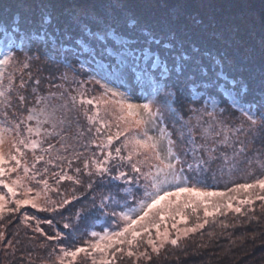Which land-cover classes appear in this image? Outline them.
Wrapping results in <instances>:
<instances>
[{"label":"trees","instance_id":"16d2710c","mask_svg":"<svg viewBox=\"0 0 264 264\" xmlns=\"http://www.w3.org/2000/svg\"><path fill=\"white\" fill-rule=\"evenodd\" d=\"M45 18L47 23H44ZM194 18L201 20V23L195 24ZM129 20L136 21L135 27H128ZM84 25L92 32L101 34L115 29L127 43H117L110 37L101 40L88 36L83 31ZM13 28H18L19 32L13 34ZM41 29L54 42L28 39ZM142 29L150 34L151 39L144 35ZM173 32L175 39H170ZM5 33L14 43V59L6 66L4 73L3 90L6 95L0 97V126L11 129L2 145L5 154H16L12 144L17 139L33 140L26 131V127H32L33 122L26 118L29 109L37 112L44 107V103H37V98H44L45 101L47 97L51 98L56 102L53 106L58 107L63 97L68 95L70 99L76 97L77 103L71 114L73 118L69 119L72 128L69 126L63 133L65 135L48 140L42 137L37 149L21 146L24 154L19 156L21 167L17 171H23V166L27 164L31 177L39 172L36 175L38 181L48 179L47 190L52 203L47 202L45 209L51 210L35 213L40 221V231L26 228L18 210L7 209L0 215V231L7 240H14L13 249L0 256V264H58L52 255L55 246L65 240L71 243L75 240L76 243L87 240V231L95 227L100 218L98 210L92 206L95 203L91 200L93 195L98 197L96 192L99 194L100 191L104 194L110 191L120 193L128 179L131 182L137 181V175L132 172L131 166L118 157L109 161L107 166L110 171L106 174H96L91 165L92 159L103 160L109 151L115 157L117 147L121 148L122 156L129 153V148H123L126 142L125 132L109 116L108 106L101 103L97 108L79 103L82 99H99L101 96L112 98L110 93L103 95L105 88L102 84L125 93L127 97L131 90L125 87L131 88V85L126 82L124 74L129 72L134 76L137 88L141 87L147 92L150 95L147 100H150L152 87L149 77L143 75L148 72L158 83L165 85V92L175 90L174 102L173 97L165 96L163 92L158 96L171 103L181 120L188 119L194 109L203 108L208 113H220L226 117L230 129L243 125L244 132L248 122L239 111L231 107L233 99L241 86L248 89V101H258L261 90L264 89V49L261 47V36L264 35V0H0V50H6L3 48L6 43ZM78 40L83 43H77ZM156 40L161 43H155ZM164 43L173 45L168 50V56H165L166 50L162 46ZM145 48L158 52L169 63L171 53H187L191 57L190 70L196 69L195 79H188L189 72L181 77H177L175 73L162 77L161 69L151 68V60H145L141 55V50ZM193 48L199 51H193ZM122 49L135 50V56H128L125 52L121 57ZM121 59L126 63L121 64ZM201 67L206 70V75L200 74ZM115 68L120 71L112 75ZM67 71L73 74L70 80L66 76ZM9 76L12 77L10 90L7 88ZM192 85L197 86L195 92L191 90ZM85 110L89 115L98 111L99 120L106 125L101 128V133L95 132V128L101 126L100 123H89ZM16 125H19L20 137L16 136ZM164 125L169 126V123ZM73 131L77 133L74 135ZM118 131L124 132V135L114 139L112 145L102 148L107 136H115ZM238 135L243 136L244 133ZM73 139L72 143L78 139L86 141L84 156L75 159L61 158L57 154L60 153L56 150L57 147H53L60 141ZM93 140L95 144L90 143ZM254 142L255 145L264 147V134L255 138ZM49 144L53 146L51 150H48ZM89 147H92L91 150ZM224 154H230L229 149H221L218 159L212 161L206 171H201L202 179L208 186L211 184L212 188L216 187L214 181H219L216 178L225 174L227 176L221 186H230H227L230 174L225 172L223 165ZM37 156H43L44 159L37 162ZM198 156V159H203L202 154L199 153ZM259 156L258 163L264 164V153ZM85 160L89 161L87 170L84 168ZM33 163L36 164L35 169H32ZM5 166L14 167L15 161L9 160ZM239 166L241 164L237 167ZM255 167L256 165L247 175L249 180L241 182L248 184L264 179V166ZM45 168L47 172L44 171ZM77 168L80 169L79 172H76ZM58 171L73 176L80 183L65 179L57 184L58 177L50 178ZM88 171L92 174H87ZM118 172L127 175L118 180L113 179ZM89 184L92 185L90 189ZM64 200L69 203L60 207ZM137 214L139 213H135ZM189 217L192 216L189 214ZM208 221L205 228L194 236L179 241L175 246L167 245L156 255H150L146 261L133 260L126 254V248L125 251L116 252L110 261L112 264H264L262 201L253 203L249 210L221 213ZM65 224L69 227L65 228ZM50 236L54 239H49ZM60 236L62 238L57 239Z\"/></svg>","mask_w":264,"mask_h":264},{"label":"snow or ice","instance_id":"6c2138e0","mask_svg":"<svg viewBox=\"0 0 264 264\" xmlns=\"http://www.w3.org/2000/svg\"><path fill=\"white\" fill-rule=\"evenodd\" d=\"M48 20L45 18L44 23H47ZM193 22L195 24H200L201 20L194 18ZM136 25L135 20H129L128 27L133 28ZM83 31L86 35L95 37L96 39H105L107 37L113 38L117 41V43L126 44L127 41L124 40L120 35L115 31V29H109L106 33H99V32H92L91 29L87 26H83ZM144 35L151 39L150 34L143 30ZM13 34L19 32L18 28L12 29ZM6 36V43L3 45V48L6 50H0V97H5L6 92L3 85L4 80V73L6 66H8L14 59L13 57V51L12 48L14 46L13 41L10 37L7 36V33H5ZM31 41H44V40H53L52 37H50L46 32L41 29L39 33H33L30 37H28ZM170 39H175V33L173 32L170 36ZM54 42V40H53ZM77 43H83V41H77ZM155 43L160 44L161 42L159 40H156ZM163 48L165 51V56L169 55L170 49H172L173 45L171 43H164ZM261 47L264 49V35L261 36ZM193 51H199V49L193 48ZM127 52L128 56H135V50L127 51L126 49H122L120 55L121 57L123 54ZM141 55L144 57L145 60H151V68L161 69V76L162 77H169L173 73L177 77L183 76L186 72H189L188 79H195L196 69L192 68L190 70L189 61L191 60V57L187 55L185 52L180 53H171V62L167 59H163L161 55L158 52H152L149 48H145L141 50ZM121 64H125L126 62L121 59ZM27 67V65H25ZM103 67V66H102ZM120 71L119 68H115L112 70V75H116ZM199 72L201 75H206L207 72L204 68H199ZM143 75H146L149 77V84L152 87V94L153 99H155L156 96L160 95L162 92L165 96L173 97L176 95V92L174 89H169L168 91H164L165 85L158 83L151 75H149L148 72L143 73ZM66 78V77H65ZM9 84L7 85V88L10 90L12 87L11 80L12 77L9 76ZM97 83H100V81H97ZM233 84H235V81H233ZM102 87L105 88V93L103 95L111 94L112 99L111 100H100L97 98L92 99H82L79 101L82 105H93L94 107H97L103 103L105 105L107 104H114L117 106V111L120 113L118 119L122 122L129 123L127 120L128 117L134 118V124L137 127L140 126H146L150 122L155 123V118L160 115L159 111H153L152 104L153 100H148L147 102L140 103V104H133L131 102H128L127 97L125 96V93L118 91L115 88H110L106 84H102ZM21 87H23V84H21ZM197 89L196 85L191 86V90L195 92ZM248 94V89L246 86H241L239 90L236 93V97L233 99V102L231 104V107L237 111H239L245 118V120L248 122V128L247 131L244 132V126L241 125L239 128L236 129H228L226 126H224L221 131H216L212 133L213 136L219 137L221 136V133H223V139L219 140L217 143L223 145L225 148H231L232 149V157H239L242 154L246 152V147L244 145L243 141H240L237 138V141L234 143H229L231 137L229 136V132L232 133V136H237L238 133L243 132L245 135H250V141L254 140L258 136L264 134V89L261 90L260 93V99L258 101H248L246 100ZM21 100H23V97H21ZM71 100L73 101V106L77 103L76 97H71ZM37 103L46 104L47 101L44 100V98H37ZM169 109V111L173 114H175V109L172 108L171 103H168L166 105ZM66 107V105L60 106ZM59 111V108L56 106L52 107L51 111H48L47 108L42 107L39 110V113H36L35 109H29V114L27 116V120H37L39 123H51L52 127L55 128L57 126V123L63 124L64 119L61 118L59 121H57L56 116L57 112ZM194 111V110H193ZM223 111V109H222ZM6 117V113L4 114ZM208 115H212V113H208ZM40 116H43L44 119L41 121L39 119ZM85 116L87 117V120L89 123H92L94 121H97L100 123V127L95 128L96 133H101V128L105 127L106 125L102 120H99L98 111L96 114L89 115L88 111L85 110ZM16 136L20 137L19 132V125H16ZM11 129L0 126V186H2L4 189L7 190V197L4 193H0V215L3 214L5 209L7 208V204L9 202L15 204V208L8 209L9 211H17L19 210L23 205L30 204L33 208H37L41 211H50L51 209H45L42 208L38 203L37 200L39 198V193H37L36 197L33 198H27V194L32 191L30 187L25 188V198L24 199H15L10 200V197H14L16 195V188L18 186L23 187V180L25 177L28 176V173L30 171L27 164L23 166V172L24 176L21 177L20 175H17L15 179H10V182L8 180L4 179V177L9 176L10 173L17 172V169L21 167V160L19 159V156H23V151L21 150V146L24 148H31L35 149L39 146V142L35 140H29L27 138H19L17 139L13 144L12 148L15 149L16 154H12L11 152L8 154H5L2 150V145L5 143L6 134L10 132ZM26 131L29 134L35 133L36 135H39V128H33L31 126L26 127ZM91 131V129H89ZM192 129H189V132H191ZM209 130L205 129V132L207 133ZM161 136L160 137H153L151 135H148L147 130L144 131V138L139 137H133L130 141H126L123 145L124 149L128 148V144H132V149L129 151L127 156L121 155V148L117 147L115 149V157H113L112 153L109 151L104 155L103 160H91V165L94 167L95 173L102 175L106 174L110 171L109 167L107 166L109 161L111 159L119 158L122 162H126L131 166V170L133 173L141 174V167L140 165L148 162L151 159H154L158 163L151 164V168L154 169V171L143 173V177L145 180L150 182V185L145 186L144 191V198H142L138 204V208H131L128 210V212H120L116 213L113 211V215H119L122 220H124L125 226L122 227L119 231L114 232H108L107 230L103 233V235H100L99 233L93 231L91 232L92 237L100 236V239L97 240L95 243L91 244V251L88 250L87 247H77L74 250H65L62 249V255L58 256V264H64V261L66 258H71L72 261H75L77 256L80 253H84L89 257H92V264H112V261L108 259L107 256V250L110 248H113L115 245H123L127 244L129 247H131L137 240L138 237L142 235V233L147 232L148 233V240L147 243L152 246V249L154 252H158V248L156 246L155 241L151 238V229H156V237L161 241V247L163 246V243L165 241H169V235L168 232L165 230L164 232L160 231V223L164 221L165 215L164 213L173 215V218L176 214H180L181 209L179 206V197L181 194H188L189 197H195V200L190 199L189 201L185 202L183 206L185 208L192 207L193 212L196 211L197 203L204 205V217L205 220L203 223H197L194 227L185 228L184 233L187 234L189 232H194L196 229L203 228L204 224L207 223V217L212 215L213 213L208 210V205L205 203L207 198L209 197H215V196H223L224 193H217V192H209V191H203L200 188L196 187V185H192L191 187L187 186V180L188 178L186 176H183L184 169L180 168L177 170V164H179L180 156L173 151L172 145L174 142L170 138L169 134V147L167 148V151L162 155L161 151L159 150V143L160 140L163 138V134L165 132L164 128L160 129ZM80 135H83V133H80ZM124 135V132L118 131L115 136L109 135L107 136L106 143H102L101 147L106 148L110 145H112L114 139H119L120 136ZM90 143L95 144V141H90ZM238 145V146H237ZM53 146L49 144L48 150H51ZM205 147L204 145H197L194 146L192 151L193 154L201 148ZM217 150V148L214 146L209 150V161L214 159L215 157L211 155V153H214ZM47 151V150H46ZM187 153H185L186 155ZM139 156L144 155V160H138L136 162H133V156ZM59 158V157H58ZM225 161L227 162L229 157L227 154H224ZM44 159L43 156H37L36 161H42ZM11 160L15 161L14 167H6V163ZM208 161H205L203 159H199L196 161L198 167L196 168V171L199 172L201 170H207L202 169L200 166L206 164ZM71 166V161H69V167ZM264 166V165H262ZM36 164L33 163L32 169H35ZM84 168L87 170L89 168V161H84ZM188 170H193V165L188 164ZM45 172H47V168L44 169ZM80 169L77 168L76 172H79ZM87 174L91 175V172H88ZM36 175H39V172H36L30 179H35ZM54 176H58L57 184L60 183L62 180H71L74 183L79 184L80 181L78 179H75L73 176L67 175L66 173H53ZM126 173L124 172H118V175L113 177V179H120L122 177H126ZM183 176V180H181V177ZM139 178L137 177V180ZM38 183H41L44 185L45 189L49 187L48 182L46 179H42L37 181ZM128 183H131V179H128ZM175 182V183H173ZM184 185V186H182ZM151 187L153 191H148V187ZM171 187L174 190L168 191L167 187ZM259 186L260 189L264 190V179H258L254 184H241L237 185L236 189H231L230 191H236L237 189H251ZM89 188L92 187L91 184L88 185ZM171 197H177V201H173L170 199ZM203 198V199H201ZM261 200H264V196L258 197ZM75 199V197H73ZM163 202V203H162ZM244 202H250V201H241ZM68 200H64L63 203L60 205V207H63L64 205L68 204ZM175 205V207H173ZM231 207V204H221V203H214L212 204V208L214 211H219L223 207ZM98 208L101 212L104 213V215H107V212L105 211L108 207V205L105 203V199L102 198L101 202L98 206H94ZM234 211L239 212V208H235ZM139 213L135 216L133 214ZM80 216V210L77 211V217ZM158 218V219H157ZM26 219H31V217H26ZM65 228L69 227L68 224L64 225ZM173 227L175 228V224H173ZM37 231H40V229H37ZM0 238H2V234H0ZM49 239H54V237H48ZM170 243L175 246L178 243V239H171ZM123 251V248L116 247L115 252H121ZM94 252H100L101 257L99 260L96 259L95 256H93ZM115 252H112L111 255L115 256ZM135 253L131 250L127 252L128 256H133ZM141 255H144L143 253Z\"/></svg>","mask_w":264,"mask_h":264},{"label":"rangeland","instance_id":"374dc122","mask_svg":"<svg viewBox=\"0 0 264 264\" xmlns=\"http://www.w3.org/2000/svg\"><path fill=\"white\" fill-rule=\"evenodd\" d=\"M67 78L70 80L72 79L73 74L69 71L66 72ZM124 78L126 82H128L131 85L130 89L131 92L128 93L131 95V97L127 94V99L133 103V104H140L142 101L147 102L149 99V96L147 92H144L141 87L137 88L134 76L130 74L129 72H125ZM65 91L67 89L65 88ZM151 94V93H150ZM153 100L152 109L153 111H159L160 115L155 118V123H149L146 126H140L137 127L134 124V118L128 117L127 120L129 123L122 122L118 119L120 113L116 110L117 106L114 104H107L108 106V114L113 119L116 120V122L122 127L123 131L125 132V141H130L133 137H139L144 138V131L147 130L148 135H151L153 137H160L161 132L160 129L164 128L165 132L163 134V138L160 140L159 143V150L161 151L162 155L167 151V148L169 147V134L171 140L174 142L172 145L173 151L177 153L180 156V163L177 164V170L180 168L184 169L183 176H186L188 178L187 180V186L191 187L192 185H196V187L200 188L203 191H209V192H217V193H224L223 196H215V197H209L205 201L208 205V210L212 212L213 214L208 216V220H212L215 218V216L221 214V213H227V212H234L235 208H239L240 211L242 210H249V207L252 206L253 203L257 201H262L264 203V200L259 199V196H264V190L260 189L259 186L251 189H237L236 191H230L231 189H236L237 185L246 184L245 182L241 181H247L249 180L248 174L253 171V166L256 165L261 167L264 165L263 163H258L259 155L264 153V147H261L260 145H255L254 140L250 141V135H238L232 136V133L229 132V136L231 137L229 143H234L237 141V138L240 141L244 142V145L246 147V152L242 154L239 157H232V149L231 148H225L223 145L217 143L219 140L223 139V133H221V136L215 137L212 135V133L216 131H221V129L226 126L228 129H230V125L227 122V118L222 116L220 113H212V115H208V112L203 109H194V113L185 121L181 120L176 114H173L169 111L168 107L166 106L169 102L166 101L165 98H159V96H156L155 99H153V94L151 95ZM100 100H111L112 98H108L106 96H101L99 98ZM61 101V100H60ZM72 100L67 95L66 97H63L61 104L58 106L59 111L57 112L56 119L59 121V119L63 118L64 123L60 124L57 123V126L55 128L52 127L51 123H39L37 120H31L33 122V128H39V135H36L35 133L29 134L27 133L28 137L33 138L35 141H42V137L44 139H50L52 137H61L65 134V130L71 126V122H69L72 115V111L74 110V106L72 105ZM53 100L51 98L47 97V103L44 104V107L47 108L48 111L52 110L53 107ZM62 105H66V107H60ZM39 113V110L36 112ZM39 119L42 121L44 119L43 116H40ZM168 122L169 126H165L164 123ZM44 125H47V127H44ZM72 128V126H71ZM236 128V127H234ZM247 128L245 129V132L247 131ZM189 129H192L191 132H189ZM205 129H208L209 131L206 133ZM76 134L77 132L73 131L72 134ZM74 134V135H75ZM82 137V136H80ZM69 138V137H66ZM83 138V137H82ZM67 140V139H66ZM73 140L68 141H60L58 145H56L53 148H56V150L60 153L61 158H79L84 156V153L86 152V141L84 140H76L74 143H72ZM197 145H204L205 147L199 148L195 154H193V147ZM216 147L217 150L214 153H211L212 156L215 158L209 161V150L212 147ZM221 146V148L219 147ZM238 146V145H237ZM39 147V146H38ZM37 147V148H38ZM35 148V149H37ZM92 147H89V150H91ZM129 151L132 149V144H128ZM228 150L230 154L227 156L229 157L228 161H223V165L226 169L225 172H228V183L226 187L223 185L221 186V182L225 179L227 174L224 176H218L216 179H218V182L214 183L216 184V187L212 188L211 184L210 186L207 185L205 180L202 179V173L205 170H201L199 172L196 171V168L198 167L196 161L199 160L198 154H202L203 160L208 161L206 164L200 166L202 169H206L208 165L212 163V161H216L218 159V154H220V150ZM185 153H187L185 155ZM133 162H136L138 160H144V155L139 156H133ZM242 161V163H241ZM158 163L154 159L149 160L148 162H145L140 165L141 167V174H137V177L139 178L137 181H133L131 183L126 182V185L124 189H121L120 193L110 191L108 194H104L102 191L97 194L98 197H92L91 200H93L95 203L92 205L98 206L101 202V199H105V203L108 205L107 209L105 210L107 212V215H104L103 212L98 210V208L94 207L96 210H98L99 214L101 215L100 218L97 220L95 227L90 228L87 231V240H81V243H76L77 240L71 243V241L64 243H61L59 245L55 246V249L53 250V256L55 257V260L58 262L57 257L62 255V249L65 250H74L77 247H87L89 251H91L90 245L95 243L97 240L100 239V236L92 237L91 232L95 231L99 233L100 235H103V233L107 230L108 232H114L119 231L122 227L125 226V221L120 218L119 215H113V211L116 213L120 212H128L131 208H137L138 202L144 198V191L145 186L150 185V182L145 180L143 177V173L154 171V169L151 168V164ZM188 164L193 165V170H188ZM239 164L241 166L237 167ZM255 167V168H256ZM263 167V166H262ZM22 170V169H19ZM90 172V171H88ZM86 172V173H88ZM92 172V170H91ZM224 172V173H225ZM60 173V171H58ZM17 175H20L21 177L24 176L23 171H17L15 173H10L9 176H6V180L10 182V179H15ZM183 176L181 177V180H183ZM10 177V179H9ZM31 173H28V176L24 178L23 180V187L18 186L16 188V195L14 197H10V200L15 199H24L25 198V188L30 187L32 189L31 192L27 194V198H33L37 196V193H39V198L37 200V203L42 207L46 208L47 202L52 203V200L49 198L48 190L45 189L44 185L41 183H38V178H36V181L33 179H30ZM58 176H54L50 179H55ZM244 177L243 179H241ZM46 180H48L46 178ZM175 183V182H173ZM255 183V182H254ZM254 183H248V184H254ZM49 185V184H48ZM184 186V185H182ZM167 187V186H164ZM0 193H4L7 197V190L4 189L2 186H0ZM51 188V187H50ZM53 189V188H52ZM90 189V188H89ZM54 190V189H53ZM168 191H173L174 189L171 187H167ZM138 191V196H135ZM148 191H153L151 187H148ZM102 197H101V196ZM104 195V196H103ZM173 201H177V197H171ZM190 199L195 200V197H189L188 194H181L179 197V206L181 209L180 214H176L173 218V215L164 213L165 219L163 222L160 223V231L164 232L165 230L168 232L169 235V241H165L163 243V246L161 247V241L157 239L156 237V229H151V238L155 241L157 248L159 249L158 252H154L152 249V246L147 243V240L149 238L148 233L144 232L140 237L137 238L136 242L129 247L127 244L123 245H115L113 248H110L107 250V256L108 259H112L113 256L111 255L112 252H115L116 247L123 248V251H125L126 248V254L129 250L133 251L135 254L131 256L133 260H144L146 261L150 255H156L157 253L161 252L164 247L167 245H172L170 243L171 239H178L179 241L187 240V238L194 236L198 232H200L202 229L205 228L207 223L204 224L203 228L196 229L194 232H189L187 234L184 233L185 228L194 227L197 223H203L205 220L204 217V205L197 203L196 211L193 212L192 207L185 208L183 204ZM203 199V198H201ZM241 201H250V202H244ZM163 203V202H162ZM214 203H221L224 205L231 204V207H223L219 211H214L212 208V204ZM9 207H14L15 204L9 202L7 204V209H10ZM175 207V205H173ZM4 211V212H5ZM239 211V212H240ZM20 219L22 220V223L26 228L29 230H37L40 225V221L35 216L36 212H42L41 210H38L37 208H33L30 204L23 205L19 210ZM189 214L192 217H189ZM135 216V214H133ZM26 217H31V219H26ZM158 219V218H157ZM173 224H175V228L173 227ZM0 234H2V238H0V256H4L6 251H10V249H13L14 240H7L5 235L0 231ZM58 238H62L57 237ZM56 242L58 240H55ZM65 244V245H64ZM122 252V251H121ZM116 253V252H115ZM144 255H141V254ZM93 256L96 257L97 260L100 259L101 253L100 252H94ZM64 264H92V257L87 256L84 253H80L75 261H72L71 258H66L64 261Z\"/></svg>","mask_w":264,"mask_h":264}]
</instances>
